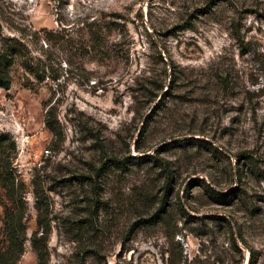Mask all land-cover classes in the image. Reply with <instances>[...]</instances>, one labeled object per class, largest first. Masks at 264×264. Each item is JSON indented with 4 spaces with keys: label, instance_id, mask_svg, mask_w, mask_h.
Listing matches in <instances>:
<instances>
[{
    "label": "rangeland",
    "instance_id": "rangeland-1",
    "mask_svg": "<svg viewBox=\"0 0 264 264\" xmlns=\"http://www.w3.org/2000/svg\"><path fill=\"white\" fill-rule=\"evenodd\" d=\"M0 37L44 76L0 90V264H264V0H0Z\"/></svg>",
    "mask_w": 264,
    "mask_h": 264
},
{
    "label": "trees",
    "instance_id": "trees-1",
    "mask_svg": "<svg viewBox=\"0 0 264 264\" xmlns=\"http://www.w3.org/2000/svg\"><path fill=\"white\" fill-rule=\"evenodd\" d=\"M44 37L48 42H56L57 39L54 37L55 34L51 32H44ZM34 36H37L34 33ZM27 49L20 45V43L15 38H4L0 37V90L7 91L10 89L11 85V68L18 64L23 71L32 77L35 82L41 83L44 81L43 74L35 68L28 57ZM58 76L51 77L52 81H57ZM5 139L0 137V189L4 192L5 198L12 204V209H6L4 233L7 240V249L3 253V256L10 257V255H19L22 252L23 238H24V224L22 222V217L18 213L22 208V193L21 188L17 183H15L16 178L13 175V170H11V163L9 157L5 161H1V157L5 155L4 147ZM16 209V210H15ZM37 233H33L30 239L32 247L37 253L39 263H41L42 253L46 248H39V243L46 240L47 233L41 232L38 237ZM252 257V254H251ZM10 260V259H9ZM8 260V261H9Z\"/></svg>",
    "mask_w": 264,
    "mask_h": 264
}]
</instances>
